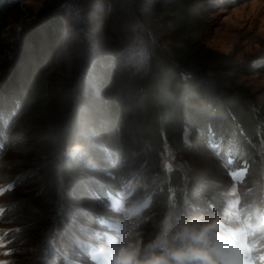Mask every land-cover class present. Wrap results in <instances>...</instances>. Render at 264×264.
I'll use <instances>...</instances> for the list:
<instances>
[{"label":"trees","instance_id":"1","mask_svg":"<svg viewBox=\"0 0 264 264\" xmlns=\"http://www.w3.org/2000/svg\"><path fill=\"white\" fill-rule=\"evenodd\" d=\"M26 1L0 0V131L6 132L5 123L22 131L12 142L6 140L14 147L2 139L0 144L17 158L16 168L12 165L7 173L19 175L17 188L34 201L73 190L70 201H84L92 212L84 222L93 223L114 193L115 181L139 172V180L160 186L151 209L158 219L166 213L172 190L180 205L188 202L206 220L216 210L222 215L221 192L212 175L168 171L164 158L169 148L212 159L225 152L234 159L228 167L244 159L240 167L248 166L259 199L257 147L264 143V105L244 81L252 66L236 64L201 37L212 35L207 34L212 30L208 7L215 0L148 2L146 13L162 21V34L150 42L146 56L111 52L72 94L51 77L63 46L59 14L42 9L28 15L21 8ZM20 155L28 170L26 161H18ZM256 201L264 206L263 199ZM27 207L20 214L26 226L21 236L31 241L37 220H29ZM200 223L190 224L189 241L197 242L200 227L213 234L212 224ZM82 233L95 241L94 229ZM75 236L68 241L78 242ZM75 245L69 254L77 257ZM214 246L212 239L204 242L194 255L211 261L212 255L203 251Z\"/></svg>","mask_w":264,"mask_h":264},{"label":"rangeland","instance_id":"2","mask_svg":"<svg viewBox=\"0 0 264 264\" xmlns=\"http://www.w3.org/2000/svg\"><path fill=\"white\" fill-rule=\"evenodd\" d=\"M157 1L27 0L21 8L28 15L42 9L59 14L63 46L51 77L72 94L91 79L94 64L111 52L146 56L150 42L160 39L162 21L146 13L144 5ZM208 10L212 30L207 34L212 35L201 37L212 49L230 55L236 64L252 66L244 81L264 105V0H215ZM5 124L6 132L0 131V139L12 148L15 144L6 140L12 142L22 131ZM7 152L0 144V264H223L218 249L214 253L209 247L203 251L214 254V261L194 255L208 233L200 227L197 242L189 241L192 221L212 224L215 237L230 245L241 264H264V206L259 208L256 201L264 200V143L257 147L259 199L258 185L247 175L248 166L240 167L246 165L244 159L228 167L234 159L225 152L212 159L166 149L164 165L168 171L177 168L185 177L212 175V184L221 192L223 214L216 210L207 220L188 202L180 205L174 190L167 199L166 213L158 219L151 209L160 186L139 180V172H130L115 181L116 189L100 210L101 217L93 223L84 222L85 214L92 212L84 201H70L75 191L34 201L17 188L19 175H7L12 165L16 168L17 158L11 157L13 150ZM26 160L21 156L18 161ZM24 163L28 170V162ZM27 206L29 220H37L31 241L26 240L27 235L21 236L26 226L20 214ZM83 209L84 216L79 217ZM90 228L95 230V241L82 233ZM76 234L78 242H69L67 238ZM72 244H76L77 257L69 254Z\"/></svg>","mask_w":264,"mask_h":264}]
</instances>
